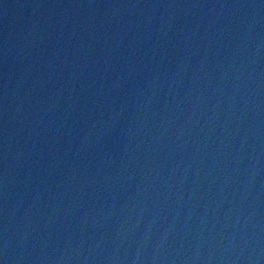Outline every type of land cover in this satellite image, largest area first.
I'll list each match as a JSON object with an SVG mask.
<instances>
[{"label":"water","instance_id":"obj_1","mask_svg":"<svg viewBox=\"0 0 264 264\" xmlns=\"http://www.w3.org/2000/svg\"><path fill=\"white\" fill-rule=\"evenodd\" d=\"M2 264H264V0H0Z\"/></svg>","mask_w":264,"mask_h":264},{"label":"snow or ice","instance_id":"obj_2","mask_svg":"<svg viewBox=\"0 0 264 264\" xmlns=\"http://www.w3.org/2000/svg\"><path fill=\"white\" fill-rule=\"evenodd\" d=\"M0 264H2V262H0Z\"/></svg>","mask_w":264,"mask_h":264}]
</instances>
